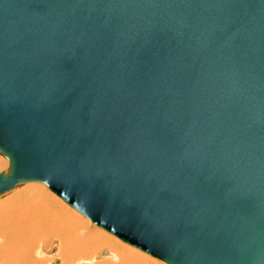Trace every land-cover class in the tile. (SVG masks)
Listing matches in <instances>:
<instances>
[{
  "label": "water",
  "instance_id": "obj_1",
  "mask_svg": "<svg viewBox=\"0 0 264 264\" xmlns=\"http://www.w3.org/2000/svg\"><path fill=\"white\" fill-rule=\"evenodd\" d=\"M0 154V197L44 184L167 264H264V0H0Z\"/></svg>",
  "mask_w": 264,
  "mask_h": 264
},
{
  "label": "bare ground",
  "instance_id": "obj_2",
  "mask_svg": "<svg viewBox=\"0 0 264 264\" xmlns=\"http://www.w3.org/2000/svg\"><path fill=\"white\" fill-rule=\"evenodd\" d=\"M115 130L121 131V128L117 127ZM29 185L0 205V264H40L36 259V261L33 260V252L37 244L44 241L50 242L53 239L59 240L61 244L60 249H62V255L65 259L64 264H73L75 260H81L82 258L84 260V257L89 260L97 251L96 246L112 249L111 254L107 250V253L103 252V255L110 254L111 259L101 264H141L140 262L154 264L156 262V260L151 262L146 256L136 254V250L124 247L116 239L113 240L100 231L89 229L85 223L87 220L84 219L85 221H83L76 218L71 211H68L66 206H63V202L69 204L46 185L51 192L63 201L62 203L44 192V187H42L44 184L30 183ZM27 211L35 214L25 215ZM78 213L82 215L80 212ZM88 220L92 222V220ZM50 223L54 224L55 227L50 228L48 226ZM92 223L96 225L94 222ZM99 238L101 240L105 239L102 245L97 244L101 241ZM108 243L111 245L106 246ZM52 249H56L53 254L58 252V249L53 247L48 250L47 254H52L50 252ZM60 260L59 264H61ZM53 263L51 262V264Z\"/></svg>",
  "mask_w": 264,
  "mask_h": 264
},
{
  "label": "rangeland",
  "instance_id": "obj_3",
  "mask_svg": "<svg viewBox=\"0 0 264 264\" xmlns=\"http://www.w3.org/2000/svg\"><path fill=\"white\" fill-rule=\"evenodd\" d=\"M0 158H1V160H0V173H2V172H4V171H7L8 169H9V160L5 157V156H3V155H1L0 154ZM30 183H27V184H24V185H22V186H20L18 189H16L15 191H12V192H10V193H7L6 195H4V196H2V197H0V205L1 204H3L5 201H7V200H9L11 197H12V195L14 196L17 192H19V191H23L24 189H26L28 186H30L29 185ZM37 184H40V183H37ZM43 185V184H42ZM42 187H44L43 189H44V192L49 196V195H51V197H55L54 199H57V201L59 202H63L59 197H57L53 192H51L45 185L44 186H42ZM46 189V190H45ZM48 191V192H47ZM60 203V204H61ZM63 206H66L67 208H68V211H71V213L76 217V218H78V219H82L83 221H85V220H87L85 223H86V225L88 226V228L89 229H94V230H97V231H100L101 233H103V234H105V235H107L108 237H110L111 239H113V240H115L116 239V241H118L121 245H123L124 247H126V248H128L129 249V247L132 249V250H136L135 252H136V254H140L141 256H143V257H145L146 256V258H148L151 262L153 261H155L156 260V262L154 263V264H167V263H165V262H163V261H161V260H159V259H156V258H154V257H152V256H150V255H148V254H146V253H144V252H142V251H139L138 249H136V248H134V247H132V246H130V245H128V244H126V243H124L123 241H121L120 239H118V238H116L115 236H113V235H111V234H109V233H107L106 231H104V230H102V229H100L99 227H97L96 225H94L91 221H89L88 219H86L85 217H83L82 215H80L78 212H76L74 209H72L69 205H67V204H65L64 202H63ZM29 214H35V213H32V212H25V215H29ZM85 219V220H84ZM91 223V224H90ZM89 224V225H88ZM50 228H54L55 226H54V224H49L48 225ZM94 226V227H93ZM102 238V237H101ZM101 238H99V240H101ZM111 239H109V240H111ZM105 239L103 238L99 243H97L98 245H102L105 241H104ZM113 240H111V241H113ZM103 241V242H102ZM113 242H115V241H113ZM107 243V242H106ZM111 244L110 243H108V245H106V246H110ZM103 246H105V245H103ZM53 247H56L57 249H58V252L57 253H55V254H47V252H48V250H50L51 248H53ZM97 247V251L95 252V254L94 255H92L90 258H89V260H88V258H86V257H84L85 259L84 260H75L74 261V263L73 264H101V263H103L104 261H108L109 259H111V257H110V254H111V251H112V249L110 248V247H108V248H106V247H101V246H96ZM61 248V244H60V242H59V240H57V239H53V240H51L50 242L49 241H44V242H39L38 244H37V247L35 248V250H34V252H33V260H37V262L38 263H40V264H51V262H54L55 261V259L57 260V259H61L60 261H61V264H64L65 263V259H64V257H63V255H62V249H60ZM110 249V250H109ZM108 251V252H110V254H108V255H103V252L104 251ZM138 251V252H137ZM140 252V253H139ZM105 259H107V260H105ZM35 260V261H36ZM141 264H147V263H145V262H140ZM149 264V263H148Z\"/></svg>",
  "mask_w": 264,
  "mask_h": 264
}]
</instances>
